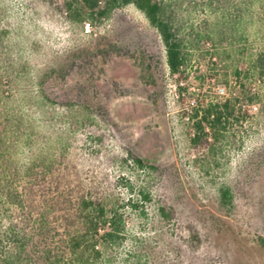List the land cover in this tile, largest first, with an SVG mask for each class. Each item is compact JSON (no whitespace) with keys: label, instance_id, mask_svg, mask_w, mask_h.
Listing matches in <instances>:
<instances>
[{"label":"rangeland","instance_id":"1","mask_svg":"<svg viewBox=\"0 0 264 264\" xmlns=\"http://www.w3.org/2000/svg\"><path fill=\"white\" fill-rule=\"evenodd\" d=\"M67 1L0 0V255L23 229V264L61 249L88 196L126 221L107 264H264V0H170L191 56L181 94L135 4L79 21ZM227 98L240 120L194 144L193 104Z\"/></svg>","mask_w":264,"mask_h":264},{"label":"trees","instance_id":"2","mask_svg":"<svg viewBox=\"0 0 264 264\" xmlns=\"http://www.w3.org/2000/svg\"><path fill=\"white\" fill-rule=\"evenodd\" d=\"M131 3L143 11L160 33L166 47L170 72L172 76L177 77L179 93L187 91L184 79L191 56L187 39L177 27L170 0H68L66 8L72 19L85 21L102 19L116 8ZM252 68L257 70L259 76L264 77L263 52L253 60ZM240 74L241 72L237 71V75ZM237 101L239 100L227 98L223 101L194 103L188 116L191 128H194L192 142L208 146L218 143L224 131L229 128L231 119L240 120ZM135 161L140 167H144L143 158L135 157ZM222 194L225 200H231L229 188H223ZM11 197L19 199L23 198V195L15 191ZM162 212L164 215L169 213L165 207L162 208ZM63 218L66 224L61 249L45 248L43 253L38 255V261L27 264H107L104 258L109 253V248L121 244L125 239L126 221L123 213L118 209L109 208L102 200L82 196L73 212ZM18 235L21 239L18 238L16 244L14 243L17 245L15 254L0 255V264H23L22 260L25 258L22 253L26 249L27 233L23 229Z\"/></svg>","mask_w":264,"mask_h":264},{"label":"built area","instance_id":"3","mask_svg":"<svg viewBox=\"0 0 264 264\" xmlns=\"http://www.w3.org/2000/svg\"><path fill=\"white\" fill-rule=\"evenodd\" d=\"M89 26H90V23L87 24V27H89Z\"/></svg>","mask_w":264,"mask_h":264}]
</instances>
